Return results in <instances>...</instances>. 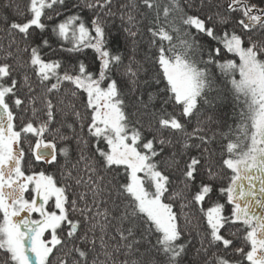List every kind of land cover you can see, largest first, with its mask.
Masks as SVG:
<instances>
[{"label":"snow or ice","instance_id":"obj_1","mask_svg":"<svg viewBox=\"0 0 264 264\" xmlns=\"http://www.w3.org/2000/svg\"><path fill=\"white\" fill-rule=\"evenodd\" d=\"M0 10V264H264V0Z\"/></svg>","mask_w":264,"mask_h":264},{"label":"trees","instance_id":"obj_2","mask_svg":"<svg viewBox=\"0 0 264 264\" xmlns=\"http://www.w3.org/2000/svg\"><path fill=\"white\" fill-rule=\"evenodd\" d=\"M5 0H0V4L4 3ZM17 2L21 3V5L23 6L27 0H17ZM73 2L75 3L76 0H73ZM168 0H162V4L163 3H167ZM184 3V0H181V4L183 5ZM47 11V10H46ZM7 14L9 16H12V12L11 10H7V11H4V10H0V29L4 28L5 25L3 23V17L4 15ZM84 15H87V10H85V13H83ZM12 18H16V17H12ZM62 17H54V20L55 22H59V20L61 19ZM42 19H45V18H42ZM163 19V17H162ZM47 23L51 24L52 21H46ZM117 24H119V20L117 19L116 21ZM8 42H9V38L7 37L6 33L4 31H0V47H7L8 46ZM21 47H23V45H21ZM53 47H58V45L55 43V38H53ZM90 51V50H89ZM3 53L0 52V55H2ZM230 55V54H229ZM54 58H59V54H57L56 57ZM237 62H238V58H236ZM127 62V61H125ZM237 78H238V74H237ZM240 107H236L235 108V112H236V115H233V111H234V101L231 97H229L228 101L226 103H224L220 108H219V111L220 113L222 114L223 116V120H224V125L222 127H218L216 125H211V126H205V131L207 132L208 136H211L214 132H218V131H224V132H227L228 130V125H232V127L235 129L236 125L239 123V112H240ZM59 119V117H58ZM193 127L195 126V120H193ZM76 130L77 132H79V126L77 125L76 126ZM189 131H191V127L189 128ZM68 134V133H66ZM85 135H86V130H85ZM235 137H233L234 139ZM25 148H27V143H25L24 145ZM73 149H75V141H73ZM76 157H77V154L76 152L74 151L72 153V163H75V160H76ZM64 161L63 159L61 158V164H63ZM42 167H45L44 165L40 166L38 165L37 169L36 170H39L40 168ZM80 167L82 168L83 167V164L80 165ZM51 171V169H49ZM75 174V173H74ZM57 177L59 178V172H57ZM179 201L176 202V204L174 205V210H179ZM210 206L209 204H205L204 207L205 209ZM231 206H229V209H230ZM186 211H189L188 209H186ZM197 212H198V209H197ZM181 223H183V218H181ZM193 223H195V219L193 218ZM101 259H103V257H101ZM244 264H247V262L245 261Z\"/></svg>","mask_w":264,"mask_h":264},{"label":"rangeland","instance_id":"obj_3","mask_svg":"<svg viewBox=\"0 0 264 264\" xmlns=\"http://www.w3.org/2000/svg\"><path fill=\"white\" fill-rule=\"evenodd\" d=\"M243 183H244L245 188H247V183L246 182H243ZM255 183H256V188H259V182L257 181Z\"/></svg>","mask_w":264,"mask_h":264},{"label":"flooded vegetation","instance_id":"obj_4","mask_svg":"<svg viewBox=\"0 0 264 264\" xmlns=\"http://www.w3.org/2000/svg\"><path fill=\"white\" fill-rule=\"evenodd\" d=\"M40 166H42V164H40ZM25 167L27 168V164L25 165ZM257 192H258V188H257ZM260 210L257 208V212H259Z\"/></svg>","mask_w":264,"mask_h":264}]
</instances>
